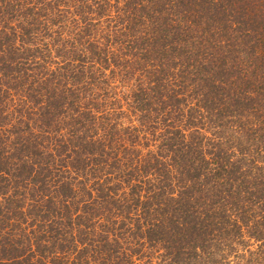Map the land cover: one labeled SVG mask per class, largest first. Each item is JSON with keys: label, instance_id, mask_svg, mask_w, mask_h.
I'll return each mask as SVG.
<instances>
[{"label": "trees", "instance_id": "16d2710c", "mask_svg": "<svg viewBox=\"0 0 264 264\" xmlns=\"http://www.w3.org/2000/svg\"><path fill=\"white\" fill-rule=\"evenodd\" d=\"M0 264H264V0H0Z\"/></svg>", "mask_w": 264, "mask_h": 264}]
</instances>
